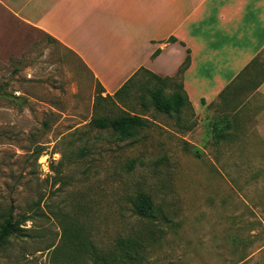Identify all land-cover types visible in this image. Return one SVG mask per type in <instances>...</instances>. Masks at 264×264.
I'll use <instances>...</instances> for the list:
<instances>
[{
  "label": "rangeland",
  "instance_id": "rangeland-1",
  "mask_svg": "<svg viewBox=\"0 0 264 264\" xmlns=\"http://www.w3.org/2000/svg\"><path fill=\"white\" fill-rule=\"evenodd\" d=\"M145 80L103 100L57 41L0 18V220L22 227L0 245V264H89L63 244L64 224L103 249L147 234L153 224L132 211L140 193L171 218L146 239L145 264H264V125L187 135L181 113L149 103ZM122 110L150 120L135 139L88 125Z\"/></svg>",
  "mask_w": 264,
  "mask_h": 264
},
{
  "label": "crops",
  "instance_id": "crops-1",
  "mask_svg": "<svg viewBox=\"0 0 264 264\" xmlns=\"http://www.w3.org/2000/svg\"><path fill=\"white\" fill-rule=\"evenodd\" d=\"M5 16L57 41L103 95L132 76L174 77L189 55L187 135L264 125V0H0Z\"/></svg>",
  "mask_w": 264,
  "mask_h": 264
},
{
  "label": "trees",
  "instance_id": "trees-1",
  "mask_svg": "<svg viewBox=\"0 0 264 264\" xmlns=\"http://www.w3.org/2000/svg\"><path fill=\"white\" fill-rule=\"evenodd\" d=\"M174 39V37L170 38V40ZM189 61L190 57L187 55L174 77L162 78L151 73V76L147 77L148 79L146 78L145 82L142 81L141 87L144 85L146 87L147 100L157 111H162L166 114L176 113L179 115L185 106H190L180 78L182 72L188 66ZM141 70L144 69L140 68ZM133 80L132 76L113 94L105 95H102L103 88L98 83L96 88L97 97L103 100L113 99L124 93ZM150 81L153 83L151 84ZM169 84L172 90L167 93L165 89ZM149 121V118L144 117L141 113L122 110L112 117L106 115L93 116L88 122V125L99 129H111L114 136L120 141H124L135 139L139 135L140 130ZM220 133L222 134L223 132L221 131ZM83 150V148H80L81 154H83ZM132 211L139 218L153 224V228H150L147 234H144L141 230H134L132 234L116 238L110 247L103 249L93 244L83 230L66 223L62 231L63 244L73 245L76 247V251L86 254L90 260L89 264H145V249L148 243L146 239H155L153 236L154 231L161 229V222L168 223L171 221V218L161 206L154 203L152 196L147 193H140L137 199L134 200ZM20 225L21 223L14 221L11 216L4 217L3 220H0V245L7 243L13 233L19 232L22 229Z\"/></svg>",
  "mask_w": 264,
  "mask_h": 264
}]
</instances>
